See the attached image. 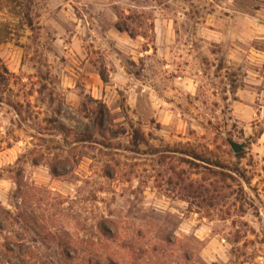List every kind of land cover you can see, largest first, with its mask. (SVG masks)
I'll return each mask as SVG.
<instances>
[{
  "label": "rangeland",
  "instance_id": "rangeland-1",
  "mask_svg": "<svg viewBox=\"0 0 264 264\" xmlns=\"http://www.w3.org/2000/svg\"><path fill=\"white\" fill-rule=\"evenodd\" d=\"M230 1L0 0V264H264V0Z\"/></svg>",
  "mask_w": 264,
  "mask_h": 264
},
{
  "label": "trees",
  "instance_id": "trees-1",
  "mask_svg": "<svg viewBox=\"0 0 264 264\" xmlns=\"http://www.w3.org/2000/svg\"><path fill=\"white\" fill-rule=\"evenodd\" d=\"M14 4L18 2V0H11ZM31 2L29 1V4H27L24 9L22 10V8H20V5L17 8L14 7V10L13 11H17L15 12L18 16L21 17V21L23 22L22 24L24 26H26L30 31H33L34 29V25H33V20H32V17L30 15V12H31ZM20 10V11H19ZM21 13V15H20ZM52 170V173H56L54 169H51ZM0 213L3 214V211L0 209Z\"/></svg>",
  "mask_w": 264,
  "mask_h": 264
},
{
  "label": "water",
  "instance_id": "water-1",
  "mask_svg": "<svg viewBox=\"0 0 264 264\" xmlns=\"http://www.w3.org/2000/svg\"><path fill=\"white\" fill-rule=\"evenodd\" d=\"M228 144L231 148V150L235 153V154H238L240 152L243 151L244 149V145L243 144H238V143H235L233 141H228Z\"/></svg>",
  "mask_w": 264,
  "mask_h": 264
},
{
  "label": "crops",
  "instance_id": "crops-1",
  "mask_svg": "<svg viewBox=\"0 0 264 264\" xmlns=\"http://www.w3.org/2000/svg\"><path fill=\"white\" fill-rule=\"evenodd\" d=\"M231 1H232V0H231ZM231 1H230V2H231ZM128 13H129V11H126V14H128ZM230 18H231V17H230Z\"/></svg>",
  "mask_w": 264,
  "mask_h": 264
}]
</instances>
